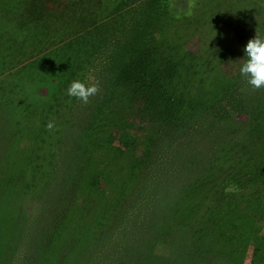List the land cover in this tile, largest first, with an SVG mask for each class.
<instances>
[{"label": "rangeland", "instance_id": "374dc122", "mask_svg": "<svg viewBox=\"0 0 264 264\" xmlns=\"http://www.w3.org/2000/svg\"><path fill=\"white\" fill-rule=\"evenodd\" d=\"M119 1L0 0V264H264V0L158 9L168 121L99 76ZM235 209L252 238L199 235Z\"/></svg>", "mask_w": 264, "mask_h": 264}, {"label": "trees", "instance_id": "16d2710c", "mask_svg": "<svg viewBox=\"0 0 264 264\" xmlns=\"http://www.w3.org/2000/svg\"><path fill=\"white\" fill-rule=\"evenodd\" d=\"M45 1L52 5L60 2V0ZM88 1L82 0V2ZM166 3V0H121L108 13L105 20L96 23L93 30H96L100 37L98 38L100 49H108L106 57L100 64L101 73L99 72L102 80L108 79L106 93L110 95L122 92L120 101L128 97V101L141 103L146 109L162 115L168 121L174 120L181 114L183 101L178 102L179 98H175L176 95L171 88L175 71L171 69L166 55H161L166 48V39L163 40L161 36L152 32L153 24H159L154 16L160 14L158 9L160 7L164 9L167 6ZM74 85L77 87L71 88L73 96L69 99L68 109L74 106L81 94L86 93L83 88L86 87L87 82L76 81ZM114 100L117 101V99ZM255 205L262 204L252 202L249 209L254 210ZM262 207L264 216V205ZM238 210L224 213L220 217V224L227 219L233 222L229 224L232 231L229 234L224 233L222 229L220 232L215 231L214 234L212 232L209 234V231L214 230L212 226L215 224L207 219L200 220L198 223L201 227L199 235L202 237L208 235L209 240L217 236L222 248L230 242L252 238V227L248 230L238 226L245 214L255 216L256 212L244 210L245 214L240 215ZM252 219L254 220L253 217ZM213 241L215 244L218 243L216 240Z\"/></svg>", "mask_w": 264, "mask_h": 264}]
</instances>
